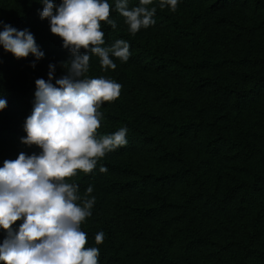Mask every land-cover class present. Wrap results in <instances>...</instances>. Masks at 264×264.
<instances>
[{"label": "trees", "instance_id": "1", "mask_svg": "<svg viewBox=\"0 0 264 264\" xmlns=\"http://www.w3.org/2000/svg\"><path fill=\"white\" fill-rule=\"evenodd\" d=\"M201 1L178 0L174 13L157 8L156 23L132 36L109 0L117 27L102 24L105 46L126 40L131 56L113 58L117 67L108 71L92 56L87 75L122 85L101 108L99 134L126 127L127 144L69 181L81 195L93 186L96 203L82 230L88 246L99 247L100 264H264V0ZM43 7L0 0V21L28 29L44 53L17 59L0 45V167L41 151L21 143L35 81H47L53 64L55 84L72 58L40 18ZM216 12L221 29L211 35ZM213 166L221 170L213 174ZM100 231L105 240L96 245ZM5 235L0 229V242ZM201 248L206 260H195Z\"/></svg>", "mask_w": 264, "mask_h": 264}, {"label": "clouds", "instance_id": "2", "mask_svg": "<svg viewBox=\"0 0 264 264\" xmlns=\"http://www.w3.org/2000/svg\"><path fill=\"white\" fill-rule=\"evenodd\" d=\"M39 13L48 19L50 31L63 41L71 59L62 62L67 74L56 79L55 65H49L48 80L35 81V104L24 123L26 137L21 143L37 146L39 154L21 152L15 160H5L0 167V264H100V249L88 246L82 225L92 215L96 198L89 185L83 195L79 185L69 182L80 173L91 174L108 153L127 144L128 129L100 135L105 103L115 102L122 85L111 78H91L92 56L99 59L103 71L115 70L113 58L126 63L130 44L117 39L105 46L102 24L117 27L109 0H39ZM178 0H139L129 7V0H115V11L124 19L130 35L152 27L157 8L176 12ZM0 45L15 58L29 54L38 61L39 50L33 34L3 24ZM81 49L84 54H81ZM35 67V61L31 64ZM6 100L0 99V110ZM101 172L107 169L100 167ZM22 220L18 229L15 222ZM105 233L97 232L95 244L104 243Z\"/></svg>", "mask_w": 264, "mask_h": 264}, {"label": "rangeland", "instance_id": "3", "mask_svg": "<svg viewBox=\"0 0 264 264\" xmlns=\"http://www.w3.org/2000/svg\"><path fill=\"white\" fill-rule=\"evenodd\" d=\"M200 2H202L201 0H199ZM219 13L220 12H216V13H211V14H209V19H208V27L209 28H211V31H210V33H211V35H213V33L214 34H219V32H220V29H221V26H220V24L217 22V19H216V17H215V15H219ZM18 72H20L18 75L19 76H23V74L21 73L22 71H18ZM250 115H252V114H249V115H247V117H249ZM215 166V165H214ZM211 167L210 168V171L214 174V173H216L217 171H219V170H221V168H219V167ZM216 179V178H215ZM217 219H219V218H217ZM219 221H222V220H220L219 219ZM176 234V232H174V234L173 235H175ZM175 237V236H174ZM194 256H195V260H206V256H207V250L205 249V248H201L200 250H198V251H196L195 253H194ZM203 261H198V262H203Z\"/></svg>", "mask_w": 264, "mask_h": 264}]
</instances>
